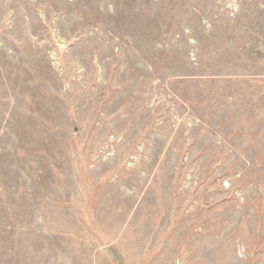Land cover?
Wrapping results in <instances>:
<instances>
[{"label":"rangeland","instance_id":"374dc122","mask_svg":"<svg viewBox=\"0 0 264 264\" xmlns=\"http://www.w3.org/2000/svg\"><path fill=\"white\" fill-rule=\"evenodd\" d=\"M0 264H264V0H0Z\"/></svg>","mask_w":264,"mask_h":264}]
</instances>
